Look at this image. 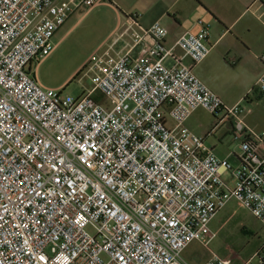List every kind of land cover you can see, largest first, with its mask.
Listing matches in <instances>:
<instances>
[{
	"label": "built area",
	"instance_id": "1",
	"mask_svg": "<svg viewBox=\"0 0 264 264\" xmlns=\"http://www.w3.org/2000/svg\"><path fill=\"white\" fill-rule=\"evenodd\" d=\"M106 1L0 0V264H193L184 251L211 244L232 200L264 225V131L194 72L212 50L203 19L168 47L165 26L132 17L81 68L94 88L79 97L32 74L76 12ZM199 108L231 119L236 165L186 124ZM220 253L203 264H264V243Z\"/></svg>",
	"mask_w": 264,
	"mask_h": 264
},
{
	"label": "rangeland",
	"instance_id": "2",
	"mask_svg": "<svg viewBox=\"0 0 264 264\" xmlns=\"http://www.w3.org/2000/svg\"><path fill=\"white\" fill-rule=\"evenodd\" d=\"M110 0L91 9L83 8L76 12L56 33L53 42L56 47L50 56L40 63L32 64L31 72L47 87L59 88L65 95L79 97L88 94L94 86L89 77H84L81 68L87 59L95 52L103 51L121 34L127 18L142 15L140 6L131 10L124 9L118 1ZM118 11L122 15L119 20ZM123 24V25H122ZM123 46V40L116 44ZM213 75L216 84L226 91V104L233 106L232 100L244 88V83L238 76L237 70L227 67L220 62ZM253 93H251V96ZM92 96L107 104L105 95L94 90ZM229 102V103H228ZM223 111L217 117L223 119ZM227 122L226 124H224ZM190 125L201 135H209L206 140L209 146L215 147V152L228 156L229 161L236 165L240 141L233 136L229 118L221 122L214 114L199 108L190 119ZM257 130V129H256ZM212 227L217 237L207 247L198 241H193L184 251L183 256L193 264H200L213 253L220 251L222 256L237 253L243 258H251L255 251L264 243V225L248 210L242 208L235 200L230 201L215 217Z\"/></svg>",
	"mask_w": 264,
	"mask_h": 264
},
{
	"label": "crops",
	"instance_id": "3",
	"mask_svg": "<svg viewBox=\"0 0 264 264\" xmlns=\"http://www.w3.org/2000/svg\"><path fill=\"white\" fill-rule=\"evenodd\" d=\"M114 1H118L127 10L140 6L144 12L142 15L136 16V19L145 27H150L156 22L165 26L167 29L165 45L168 47L174 46L181 35L189 31H198L200 25L197 24V20L203 19L210 29L211 53L199 64L193 65L189 57H186V62L192 64L194 72L222 99L227 93L225 89L216 84V79L213 76L218 74L216 69L221 62L223 65L237 70L238 76L244 83V88L242 87L238 95L230 101L235 105L240 103L245 109L243 118L248 126L258 131H264V93L259 82L264 72V62L261 59V56L264 55V0ZM110 3L115 6L112 0ZM120 12L118 11V16L119 20H122ZM133 20L132 17L127 18L123 30ZM122 40L124 46V40H130V37L127 35L120 42ZM139 53V48L133 52L134 55H139ZM175 53L181 56L184 51L176 47ZM251 93H253L252 96ZM223 101L225 102V100ZM193 115L194 113L186 124L199 134L190 125ZM229 120L233 130L232 121ZM203 136L207 138L209 135ZM211 147L215 150L214 146ZM231 155L232 153L228 156H219L229 159Z\"/></svg>",
	"mask_w": 264,
	"mask_h": 264
}]
</instances>
